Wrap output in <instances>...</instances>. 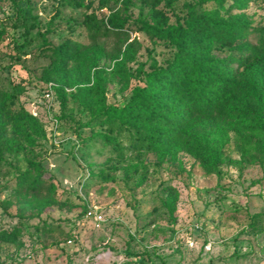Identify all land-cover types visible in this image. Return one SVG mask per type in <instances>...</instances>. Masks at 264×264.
<instances>
[{"label":"rangeland","instance_id":"obj_1","mask_svg":"<svg viewBox=\"0 0 264 264\" xmlns=\"http://www.w3.org/2000/svg\"><path fill=\"white\" fill-rule=\"evenodd\" d=\"M93 1L98 18L118 14L129 21L128 37L98 38L99 46L94 45L84 25L85 9L66 0H0V89L17 87L16 106L38 112L44 124L42 95L48 84L40 78L53 61L42 49L47 44H78L80 55L70 65L75 91L93 86V72L103 70L107 105L123 106L143 85L145 73L165 67L173 57L169 46L139 31L141 23L152 21L151 8L142 0L128 5L108 0L103 6ZM198 2L176 0L170 9L163 1L158 9L175 24L176 16L183 20L186 15L185 4ZM202 6L199 13L217 8L212 1ZM221 14L264 24V1L250 0ZM132 42L133 60L116 70L122 59L113 60L114 51L124 52ZM94 56L100 57L98 67L89 70ZM53 113L62 117L57 143L33 134L32 145L11 126L4 129L0 264H259L264 256V134L229 118L213 129L203 155L186 149L154 153L133 148L126 133L115 137L95 125L89 101L56 99ZM75 138L82 144L78 160ZM28 158L41 162L46 180L53 178V195L17 185ZM80 198L105 222L85 218ZM166 200L175 202L173 216L163 205Z\"/></svg>","mask_w":264,"mask_h":264},{"label":"trees","instance_id":"obj_2","mask_svg":"<svg viewBox=\"0 0 264 264\" xmlns=\"http://www.w3.org/2000/svg\"><path fill=\"white\" fill-rule=\"evenodd\" d=\"M107 1L98 0L101 6ZM120 1L125 5L132 2L117 0ZM142 1L150 6L152 21L141 23L139 31L152 40L162 41L174 51L168 64L165 67L153 66L150 72L145 73L143 85L133 90L123 106L107 105L103 70L93 72V86H84L80 91H75L70 65L80 55L78 44L71 40L58 46L47 44L42 49L51 53L53 61L42 72L40 79L52 84L54 102L59 99L65 103L68 97L83 103L89 101L94 105L91 121L95 125L106 128L115 137L126 133L133 148L147 152L186 149L196 156L203 155V145L213 129L229 118L241 120L255 132L264 134V24L228 20L221 14V11L230 14L250 0L187 3L186 15L183 20L176 16L175 24L170 22L167 11L158 7L165 1V7L171 9L176 0ZM209 1L217 8L199 13L198 9ZM66 3L85 9L84 25L94 45L99 46L95 42L98 38L128 37L129 21L118 14H112L107 19L98 18L93 0H66ZM134 45L133 42L129 43L124 52L122 48L114 51L112 59H122L116 62V70L122 71L124 64L133 60ZM223 50L230 54L224 58L214 55ZM100 53H103V48ZM99 59L98 56L89 59V70L98 67ZM17 101V87L12 91L0 89V143L8 125L32 145L33 134L42 140L46 137L52 139L49 122L45 121L44 124L23 107H17ZM55 118L61 131L62 117L55 115ZM109 139L117 144L116 138ZM81 145L77 139L73 143V157L77 160ZM1 159L0 150V162ZM52 179H45V169L40 161L28 158L26 170L17 177V185L22 190L53 195L55 188ZM80 200L85 215L89 206L85 198ZM163 205L173 216L175 202L166 200ZM69 237L74 238V234L70 233Z\"/></svg>","mask_w":264,"mask_h":264},{"label":"built area","instance_id":"obj_3","mask_svg":"<svg viewBox=\"0 0 264 264\" xmlns=\"http://www.w3.org/2000/svg\"><path fill=\"white\" fill-rule=\"evenodd\" d=\"M42 98L44 100V118L46 122H49V130H50V137L57 143V138L59 137V122L55 118V115L53 113L54 109V92L52 90V84H48L47 88L43 91ZM33 115L35 117L39 116V113L34 111ZM66 185H70L69 182H65ZM85 218L91 219L96 223H103L105 222V218L101 212H99L97 209H94L92 207H88L87 212L85 213ZM69 244L72 243L71 240L68 241ZM259 264H264V256L260 257Z\"/></svg>","mask_w":264,"mask_h":264}]
</instances>
